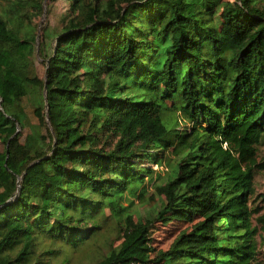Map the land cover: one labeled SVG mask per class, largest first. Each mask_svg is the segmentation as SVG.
Masks as SVG:
<instances>
[{"label": "trees", "instance_id": "1", "mask_svg": "<svg viewBox=\"0 0 264 264\" xmlns=\"http://www.w3.org/2000/svg\"><path fill=\"white\" fill-rule=\"evenodd\" d=\"M44 1L0 0V264H258L264 0H52L37 52Z\"/></svg>", "mask_w": 264, "mask_h": 264}, {"label": "rangeland", "instance_id": "2", "mask_svg": "<svg viewBox=\"0 0 264 264\" xmlns=\"http://www.w3.org/2000/svg\"><path fill=\"white\" fill-rule=\"evenodd\" d=\"M233 2L235 0H227ZM70 3L66 1H52L45 0L43 5V14L39 16L36 20L37 26V52L40 50L41 43L43 41V36L45 31L53 30L60 31L66 24L67 17L70 13ZM34 70L35 74L41 78L45 79V71H46V63L44 58L41 57L40 53L36 54L34 60ZM24 105L26 106V111L30 116L31 124L37 125L38 121L33 116V109L29 106L27 100ZM28 134V130L22 131L23 139L25 135ZM2 145L0 148L2 149ZM258 164L264 165V139L261 142L260 146H258ZM156 171L163 175V171L161 168H155ZM255 195L252 198V206L253 208H257L258 212L253 215V223L254 226L258 228V244H259V252L261 255L259 256L258 264H264V169L258 172L255 176ZM153 197V190H149V198ZM157 202V201H155ZM153 201L149 203L150 206H153ZM158 205V204H157ZM157 207V206H156ZM138 211H141L144 214L149 209L146 208H137ZM261 219V221H259ZM183 228L180 224L178 225H170L163 226L161 224H155L152 229V239L155 242V246L159 250H167L172 242L174 241L178 232ZM96 257V253L93 250L90 251H82V253L75 254L70 260L69 264H94V259ZM62 259H57L51 262V264H62Z\"/></svg>", "mask_w": 264, "mask_h": 264}]
</instances>
